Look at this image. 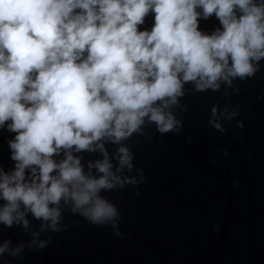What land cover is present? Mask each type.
Wrapping results in <instances>:
<instances>
[{"label":"clouds","instance_id":"1","mask_svg":"<svg viewBox=\"0 0 264 264\" xmlns=\"http://www.w3.org/2000/svg\"><path fill=\"white\" fill-rule=\"evenodd\" d=\"M213 15L209 34L199 22ZM261 61L264 0H0V130L15 133L14 167L0 168V224L28 231L31 215L41 232H60L67 208L121 235L102 192L144 181L125 141L149 124L179 132L187 84L219 91L254 77ZM236 115L213 106L209 123L224 132L220 118ZM83 152L100 155L85 164ZM39 235L29 247L47 246ZM10 245L0 256L24 248Z\"/></svg>","mask_w":264,"mask_h":264},{"label":"water","instance_id":"2","mask_svg":"<svg viewBox=\"0 0 264 264\" xmlns=\"http://www.w3.org/2000/svg\"><path fill=\"white\" fill-rule=\"evenodd\" d=\"M153 23L154 14H149L141 30ZM218 26L215 15L199 22L209 34ZM261 64L254 77L237 79L219 91L198 92L187 84L181 98L187 111L175 109L182 121L179 132L161 134L149 124L143 134L125 141L144 181L102 192L120 212L121 235L111 225L91 224L67 208L65 230L55 233L41 232L40 221L29 215L28 231L0 224V244L11 240V248L24 245L16 256H0V264H264ZM213 106L237 112L231 120L220 118L224 132L209 123ZM14 136L0 130V168L5 171L15 164L8 145ZM106 147L111 154L117 146ZM80 155L87 164L100 154ZM35 232L49 240L45 248L29 247Z\"/></svg>","mask_w":264,"mask_h":264}]
</instances>
